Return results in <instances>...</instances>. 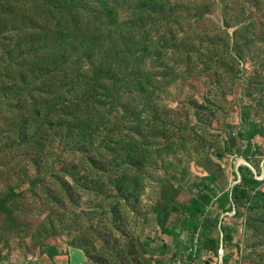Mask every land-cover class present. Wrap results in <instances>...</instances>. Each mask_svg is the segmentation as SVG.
<instances>
[{
	"label": "rangeland",
	"instance_id": "1",
	"mask_svg": "<svg viewBox=\"0 0 264 264\" xmlns=\"http://www.w3.org/2000/svg\"><path fill=\"white\" fill-rule=\"evenodd\" d=\"M40 3L29 33L70 25L83 41L98 37L99 51L75 48L50 74L61 49L36 57L4 34L13 63L0 68V264L73 248L88 264H264V202L221 213L206 238L182 232L181 245L161 227L166 213V228L178 225L205 178L229 191L249 167L264 192V0ZM39 58V81L9 93ZM246 112L262 130L248 157L233 141ZM208 238L219 250L198 257Z\"/></svg>",
	"mask_w": 264,
	"mask_h": 264
},
{
	"label": "trees",
	"instance_id": "2",
	"mask_svg": "<svg viewBox=\"0 0 264 264\" xmlns=\"http://www.w3.org/2000/svg\"><path fill=\"white\" fill-rule=\"evenodd\" d=\"M41 16L42 12L40 0H31L29 3H27L26 0H0L1 70L12 67V50L17 48L26 50L25 54H31L34 52L36 57H43L45 55L43 52L49 51L53 47L61 49V51L55 54L52 58L56 68L48 70L50 74H57L60 72L61 68H64L63 62L68 53L72 58L77 55L78 51L75 48L81 49L82 55L87 53L88 57L89 54H95L99 51L97 44L98 37H95L93 40L88 39L87 41H83L82 39H79L75 33L72 34L69 28L70 25L67 27L54 28L52 30V36L50 30L49 32L51 38H48L45 35V32L39 28L38 31L29 33L31 30L40 26L39 23ZM4 34H6V36L12 35L11 37H14L15 35L18 36L20 45H16V48H13L12 50L9 49L7 53H4L3 47L5 42H7L10 46V40L5 37ZM45 42H49V44L45 46ZM98 59L100 61L98 62V68L96 71L100 73L99 66L103 63L104 58H102V55L100 54ZM35 66L36 67L31 74H26L21 71L20 81L13 85L8 92L15 93V91L19 90L21 92L26 85L36 84L39 81V79H37L39 74L47 69L46 61L39 58L36 61ZM3 96L6 97L4 94ZM7 97L9 98L8 95ZM241 126L242 127L237 133V136L233 138V141L234 143L238 141L246 142L247 147L244 149L239 148L237 152L244 157H248L251 156V142L262 133V130L259 124L252 121L250 112L241 114ZM239 174L240 182L233 186V188L229 191L219 189L218 186H216L214 179L210 177L203 179L200 184H194L193 186L196 188V191L193 194L190 203L183 206V210L180 213V222L173 228H166V220L170 216V213H166L165 219L162 220L161 224L163 232L173 237L176 245H181L182 242L180 238L182 232H188L192 241H194V237L197 234L206 238L209 233L214 231V229L220 227L221 213L234 211L236 209L238 212L239 207H244L249 203H252L254 206L253 208L259 206L262 202H264V192L259 190V187L262 185V181L255 176L249 167H240ZM210 208L215 209L217 212H212ZM223 241L231 243L233 238L225 233ZM220 244L219 240L210 238L204 240L198 249L197 256L199 257L200 253L204 249L211 252L218 251ZM60 254V251L56 249H49L45 255L53 258ZM192 258L193 257L191 256L190 259ZM203 264L214 263L209 260Z\"/></svg>",
	"mask_w": 264,
	"mask_h": 264
},
{
	"label": "crops",
	"instance_id": "3",
	"mask_svg": "<svg viewBox=\"0 0 264 264\" xmlns=\"http://www.w3.org/2000/svg\"><path fill=\"white\" fill-rule=\"evenodd\" d=\"M37 264H88V259L84 251L73 248L53 258L45 255V257L37 260Z\"/></svg>",
	"mask_w": 264,
	"mask_h": 264
}]
</instances>
